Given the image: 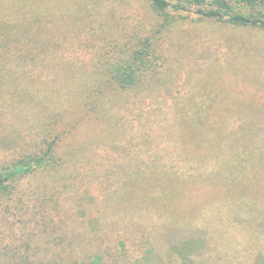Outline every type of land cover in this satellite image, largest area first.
<instances>
[{"label": "trees", "instance_id": "trees-1", "mask_svg": "<svg viewBox=\"0 0 264 264\" xmlns=\"http://www.w3.org/2000/svg\"><path fill=\"white\" fill-rule=\"evenodd\" d=\"M146 1L149 23L145 17L131 31L118 32L104 30L99 0L92 6L87 0H47L43 6L39 0H0V119L31 117L41 137L21 142L20 155L0 166V210L12 211L19 224L46 223L43 233L50 224L53 235L45 250L34 247L33 238L22 247L0 243V264H103L99 251L84 247L87 232L74 213L79 187L95 168L91 172L88 148L78 155L75 147H62L60 121L72 111L108 122L118 99L120 140L131 133L141 142L100 147L109 157L102 158L107 187L114 182V189L103 183L100 192L120 195L126 234L120 264H129L138 248L173 254L168 264H264V109L239 99L214 121L205 115L207 86L191 89V73L178 83L190 47L184 27L190 14L196 24L264 35V0ZM204 47L202 59L212 52L210 44ZM260 47L264 51V38ZM249 54L236 53L228 63L241 67ZM180 85L182 95L160 105L156 119L134 124L141 111L123 112L131 94L167 97ZM198 187L209 189L195 194ZM49 250L52 257L43 259Z\"/></svg>", "mask_w": 264, "mask_h": 264}, {"label": "rangeland", "instance_id": "rangeland-1", "mask_svg": "<svg viewBox=\"0 0 264 264\" xmlns=\"http://www.w3.org/2000/svg\"><path fill=\"white\" fill-rule=\"evenodd\" d=\"M39 1L41 2L39 5L43 6V2L47 0ZM60 1L64 2L65 0ZM92 1L87 0V3L92 6ZM35 2H38V0H35ZM98 10L100 11V17H102L101 20L106 26L104 30L107 29L108 31L122 32L125 29L131 31L140 23H143L145 17L148 20L146 24H148L149 16H151V10L146 0H99ZM194 17L196 16L190 14L189 19L186 20L187 24L184 25L185 29H188L190 47L184 51L183 56L186 65L180 74L178 83L180 84L182 80L186 79L187 73H191L192 82L190 83L193 84L191 89L199 88L197 90H200L203 83L207 86L210 93L206 100L209 101L207 104L210 105V110L205 115L211 117L214 121H219L220 118L225 117L227 109H234L240 102L239 99L245 100V105H251L252 109H264V51L260 47V40L264 38V35L258 30L232 29V27L208 21L196 24L191 20ZM140 19H142V22H140ZM109 28H112V30ZM183 36L184 34H181V37ZM208 44L211 45L209 49H212V52L202 59L200 53H203L202 51L206 49L205 47L202 48V45L206 46ZM247 51L254 54L244 56L243 60H240L243 61L240 62L241 67H233L228 63L230 59L236 56V53ZM214 59L219 60L220 65H216L215 62L212 63ZM75 67L78 66L75 65ZM202 74H205L206 77ZM209 74L212 75V79L207 77ZM50 83L48 81V84ZM178 83L176 82V85ZM182 91L183 87L180 85L178 89H173L167 97L161 95L149 96L143 98L144 100H141L140 93L131 94L127 97L123 112L128 111L129 108L135 110V113L141 111L140 118L132 119L134 124H139V119L145 120L147 117L150 120L156 119L159 117L157 111L160 105L162 106L165 101L172 105L182 95ZM115 104L108 110V122L96 118L91 113L72 115L74 114L72 111L62 113L64 116L60 121V127L64 129L65 134L62 147H75L78 155L81 148H88V153L91 156L89 163V167L92 168L91 172L95 168V172L87 177V182L85 181L79 187L80 194L75 199L74 213L78 221L81 220L82 222V225H79L87 232L83 241L84 247L99 251L102 254L103 264H120V240L126 234L122 235V230H120L119 192L110 195L107 190L100 192L103 183L105 187L109 183V178L104 175L107 166L103 165L102 160V158L105 159L108 156L100 151V147H120V142L121 144L131 143L138 147L141 143L139 138L131 133L125 139L120 140V110L117 111L120 109V99ZM60 105L58 104V108ZM109 118L111 120H108ZM130 118H133V115H130ZM37 124L39 122H34L31 117L27 120L12 117L0 119V166L9 163L20 155L19 146L21 142L29 145L41 140V137L37 138L35 136L36 129L34 126ZM134 137H136V140ZM132 138L133 140H131ZM113 184L114 182L107 189L110 191L114 189ZM115 186L120 189V181L116 182ZM208 189L209 187H198L194 193H205ZM52 213L56 215L54 210L51 211L46 222ZM62 219L64 220V217ZM106 219L113 220L116 224L114 226L109 223L104 225ZM18 221L20 219L15 218L12 211L4 212L3 209L0 210L1 244L22 247L24 241L31 243L33 238L34 247L45 250L52 246L50 240L53 235L49 232L51 231L50 224L47 225L49 231L43 233L42 226L46 227V223L38 221L37 224L30 222L19 224ZM23 225L34 228L22 227ZM97 233L102 236H97ZM102 249H107V252ZM126 249L130 251L128 245ZM138 250V254H129L131 259L129 264H168L174 258L172 257L173 254H169L168 257L165 253H159V256H157L145 252V248H138ZM44 255L41 256L43 259L52 257L50 250ZM37 259L40 260V256Z\"/></svg>", "mask_w": 264, "mask_h": 264}]
</instances>
